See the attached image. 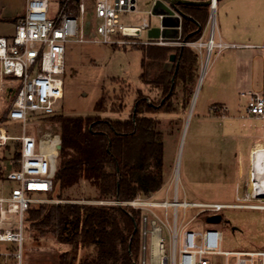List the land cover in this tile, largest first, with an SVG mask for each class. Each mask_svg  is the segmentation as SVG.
<instances>
[{
	"label": "rangeland",
	"instance_id": "rangeland-1",
	"mask_svg": "<svg viewBox=\"0 0 264 264\" xmlns=\"http://www.w3.org/2000/svg\"><path fill=\"white\" fill-rule=\"evenodd\" d=\"M219 2L216 9L217 40L220 38L219 21L224 13L225 3L256 2L257 5L260 4V16L257 22H253L255 27L231 28V33L237 34L232 41L236 43L264 41V0ZM155 4L156 0H138L136 11L122 14V22L127 25H140L144 18L148 19L151 28L142 31L140 36L142 40L150 38L149 30L160 24L159 17L153 12ZM58 9V0H50L49 15H53ZM85 20L84 36L92 38L95 35L92 28L95 21L92 13H88ZM3 27L9 29L11 33L15 32L12 25ZM209 32L210 26L205 27L204 39L208 38ZM249 35L253 38L249 39ZM141 71L142 52L134 48L133 44L111 45L91 41H68L66 72L63 75L65 94L59 103L57 114L73 116L92 114L95 112L96 102L104 92L108 99V109L101 115L127 118L138 89H143L153 102H158L161 98L159 90L143 84L140 79ZM13 90V88L0 90V115L6 112L13 98ZM249 91L264 93V47L238 44L237 47L225 49L220 53L215 49L192 112L190 110L193 97L189 105L185 106L184 95L178 89L176 96L173 97L176 110L169 114L162 112L153 114L161 121L165 144L166 179L165 184L154 195L164 198L168 194L172 198L177 167L181 200L239 205L237 208L223 209L217 214H214V211H203L191 222V225L201 229L208 227L221 229L222 250L264 249V209L248 207L264 205L259 186V170L261 160H264V119L248 115L247 98L241 93ZM215 104L224 106L226 110L214 112L211 107ZM119 109L123 110L116 113L115 111ZM5 124L10 133L22 134L21 121L9 120ZM24 126L25 133L35 137L38 133L60 134L59 125L52 117L32 114ZM12 153L14 147L7 150L0 148V180L12 168ZM16 163L17 160H13V164ZM7 186H14V182L8 183ZM68 193L70 199L55 197L54 199L80 203L98 201L89 199L95 190L85 182L70 189ZM179 211L181 221L184 211L191 219L197 209L181 208ZM158 212L164 217L163 210ZM169 213L171 215V209ZM217 215L221 216V221L212 222L210 218ZM160 224L163 226L165 246L169 251L170 232L166 226ZM68 248V244L60 243L53 237L36 240L28 227L24 241V264H58V255ZM10 249L17 250V244L0 242L1 252ZM84 252L85 249L81 254ZM210 259L213 264H225L223 255H212ZM140 260L141 254L138 264ZM1 262L0 259V264Z\"/></svg>",
	"mask_w": 264,
	"mask_h": 264
},
{
	"label": "built area",
	"instance_id": "built-area-1",
	"mask_svg": "<svg viewBox=\"0 0 264 264\" xmlns=\"http://www.w3.org/2000/svg\"><path fill=\"white\" fill-rule=\"evenodd\" d=\"M158 0H156L157 2ZM72 2L76 5L72 7ZM138 0H58L59 9L50 14V0H28L24 17L11 37L0 36V90L14 89L10 104L0 115V148L11 140L21 144L20 158L0 180V242L17 244V250L0 251L1 264H24V241L27 232V212L33 204L61 202L41 195L52 192L59 166L60 134L45 133L35 137L25 133V123L32 114L42 117L58 113V106L65 94L63 75L66 72V43L96 42L111 45L158 44L188 46L200 56V72L209 67L215 49L221 51L237 47V43L216 39L217 4L210 5L207 39L203 34L196 40L182 39L183 16L168 2L164 3L174 16L180 18L177 37L140 38L143 30L151 28L148 19L140 25L122 22V14L137 10ZM88 13L94 18L95 35L84 36ZM161 20L163 15L158 16ZM136 31H139L137 33ZM205 50V57L203 58ZM247 98L246 108L250 117L264 119V93L242 92ZM214 112L224 111L217 104ZM21 121L23 132L10 133L6 122ZM14 182V186H7ZM94 203H106L98 200ZM129 205L142 211L140 264H213L210 256L223 255L225 264H264V249L222 250L223 231L217 227L198 228L191 225L203 211L214 214L226 208H237L234 203L190 202L179 198V175L175 168L172 198L156 195H138L130 201H107ZM197 209L192 218L185 214L179 221L180 209ZM171 209V215L169 210ZM158 210L164 211V217ZM162 223L170 232L171 245L167 251ZM149 254V258H148Z\"/></svg>",
	"mask_w": 264,
	"mask_h": 264
},
{
	"label": "trees",
	"instance_id": "trees-1",
	"mask_svg": "<svg viewBox=\"0 0 264 264\" xmlns=\"http://www.w3.org/2000/svg\"><path fill=\"white\" fill-rule=\"evenodd\" d=\"M178 8L184 14L182 39H198L207 25L210 6L179 4ZM133 47L142 52L141 81L159 90L160 100L153 102L138 89L127 118L109 117L101 115L108 109L102 92L92 114L48 116L59 125L61 149L54 190L42 197L70 199L68 191L85 182L95 190L90 200L130 201L138 195H153L165 184L163 131L153 114L174 112L178 89L185 106L189 105L200 75V56L188 46ZM173 53L176 58L169 61ZM11 147V160H18L20 142L11 140L4 149ZM26 219L27 230L36 240L53 237L69 245L58 255V264H138L140 209L110 203L45 202L33 204Z\"/></svg>",
	"mask_w": 264,
	"mask_h": 264
},
{
	"label": "crops",
	"instance_id": "crops-1",
	"mask_svg": "<svg viewBox=\"0 0 264 264\" xmlns=\"http://www.w3.org/2000/svg\"><path fill=\"white\" fill-rule=\"evenodd\" d=\"M27 2L28 0H0V36L11 37L15 33H11L9 29L3 26L12 25L16 30V26L24 17ZM219 4L220 2H218L217 5L219 6ZM259 5L260 4L257 5L256 2L225 3V7L223 9L224 13L219 21V37L222 38L224 41L236 43L235 41H232V38H236L237 34L231 33V28H237L238 26H241L240 28H242V26H244L248 29H251V27H255V25H253V22H257L258 17L260 16ZM170 33L173 34V32L171 31ZM152 34H156V32L153 31ZM248 38L252 39L253 37L249 35ZM237 44L250 47H264V41L259 43L240 42Z\"/></svg>",
	"mask_w": 264,
	"mask_h": 264
},
{
	"label": "water",
	"instance_id": "water-1",
	"mask_svg": "<svg viewBox=\"0 0 264 264\" xmlns=\"http://www.w3.org/2000/svg\"><path fill=\"white\" fill-rule=\"evenodd\" d=\"M164 1L168 2L182 16H184V14L179 10V8H178L179 4L210 6L214 2V0H158L154 6L153 12L157 16L163 15V17L160 20V25L149 31V37H151V38H157L159 36L177 37L179 34L177 27L180 24V18L178 16H174L172 14V11L166 6ZM216 1L218 2L220 0H216ZM153 31H155L156 34H152ZM170 31L173 32V34H171ZM136 32L139 33V31H136ZM175 58H176V54L173 53L170 55L169 59H170V61H174ZM201 79H202V72H200L197 88H196V91L193 95L192 107H193V103L195 101L196 94L199 91V88L201 86ZM192 107H191L190 111H192ZM210 220L212 222H217V221L219 222V221H221V216L220 215L212 216L210 218Z\"/></svg>",
	"mask_w": 264,
	"mask_h": 264
},
{
	"label": "bare ground",
	"instance_id": "bare-ground-1",
	"mask_svg": "<svg viewBox=\"0 0 264 264\" xmlns=\"http://www.w3.org/2000/svg\"><path fill=\"white\" fill-rule=\"evenodd\" d=\"M214 4L215 5L217 4V1L216 0H214ZM205 73H206V70L204 69L203 70V75H202L201 82H202V80H203V78L205 76ZM198 92L196 94L195 101L197 99ZM195 101L193 103L192 110L194 109ZM177 175H179L178 171H177ZM259 177H260V179H259V184L260 185L259 186L261 188L262 198L264 199V160H261V165H260V170H259ZM242 207H244V206H242ZM248 207L255 208V209H264V205H252V206L249 205Z\"/></svg>",
	"mask_w": 264,
	"mask_h": 264
}]
</instances>
